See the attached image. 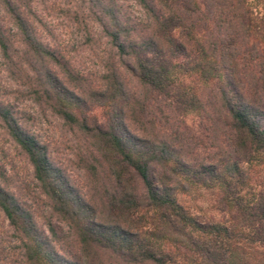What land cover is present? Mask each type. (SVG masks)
<instances>
[{"label": "trees", "instance_id": "16d2710c", "mask_svg": "<svg viewBox=\"0 0 264 264\" xmlns=\"http://www.w3.org/2000/svg\"><path fill=\"white\" fill-rule=\"evenodd\" d=\"M134 1L144 19L92 0L109 49L91 77L41 38L31 0H0L4 68L76 135L91 191L80 195L26 127L29 116L0 96V127L48 206L42 229L0 171L20 263L264 264V0ZM83 103L106 121L91 120ZM192 186L216 190L220 219L180 201Z\"/></svg>", "mask_w": 264, "mask_h": 264}, {"label": "rangeland", "instance_id": "374dc122", "mask_svg": "<svg viewBox=\"0 0 264 264\" xmlns=\"http://www.w3.org/2000/svg\"><path fill=\"white\" fill-rule=\"evenodd\" d=\"M114 1L122 6L130 18L144 19L134 0ZM106 2L110 4L111 0ZM30 3L41 21L37 24L41 38L65 50L71 64L80 74L99 76L101 69L99 57L104 49H109L107 38L94 16L100 12L99 6L92 0H31ZM3 21L10 26L5 17ZM96 83L95 81L93 86ZM26 91V84L15 80L5 70L0 54V96L3 95L9 100L18 112L29 116L30 119L25 120L26 127L41 141L48 144V151L53 161L65 171L80 195L89 197L90 183L84 170L79 167L76 156L80 146L78 138L63 125V121L57 114L47 107H41L32 96L27 95ZM17 92H22V95L15 97ZM79 106L80 109L83 107V111L89 113L91 120L94 119L97 123L106 121L101 107L91 103H83ZM184 120L188 126L196 130L199 118L195 114H186ZM129 127L133 128L132 125ZM0 171L9 179L7 186L30 207L37 225L46 229L43 215H48V206L43 202L45 198L39 192L32 166L1 127ZM216 197L215 189L203 186H192L186 193L179 195L180 201L188 207L190 212L218 220L222 215L217 209ZM50 219L60 232L66 231L64 223L55 217ZM19 251L17 234L0 209V262L21 264Z\"/></svg>", "mask_w": 264, "mask_h": 264}]
</instances>
